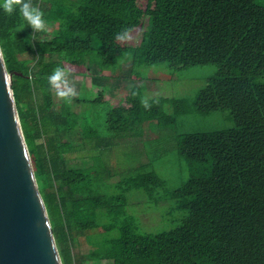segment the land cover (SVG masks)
<instances>
[{
    "label": "trees",
    "instance_id": "trees-1",
    "mask_svg": "<svg viewBox=\"0 0 264 264\" xmlns=\"http://www.w3.org/2000/svg\"><path fill=\"white\" fill-rule=\"evenodd\" d=\"M31 3L41 10L44 24L54 26L53 36L39 39L17 4L12 14L0 10V48L62 264H82L72 261L71 253L81 239L94 245L88 233L100 224L90 217L102 202L110 206L105 198L89 197L80 170L68 168L56 137L75 123H67L63 105L55 107L48 76L64 64L92 59L109 69L115 58L106 47L143 17L145 46L132 51L131 70L138 62L215 66L194 108L200 114L228 111L233 127L181 139V157L199 170L171 195L185 213L174 229L140 235L127 225L118 238L106 239V245L82 258L87 264H264V8L255 0ZM126 103L129 112L139 114L137 98L128 97ZM150 183L160 185L148 176L137 187L149 193ZM114 228L109 224L104 232Z\"/></svg>",
    "mask_w": 264,
    "mask_h": 264
},
{
    "label": "rangeland",
    "instance_id": "rangeland-1",
    "mask_svg": "<svg viewBox=\"0 0 264 264\" xmlns=\"http://www.w3.org/2000/svg\"><path fill=\"white\" fill-rule=\"evenodd\" d=\"M255 4L264 8V0ZM139 5L144 9L145 2ZM145 26L143 17L126 39L106 47V54L115 58L107 70L93 59L64 64L75 89L70 100L58 97L53 88L55 107L63 105L67 123H75L73 130L56 137L67 153L68 168L80 170L89 197L105 198L110 206L106 209L102 202L90 217L100 224L88 233L94 245L81 239L80 247L71 253L72 261L82 264H87L83 256L102 248L106 239L118 238L124 226L140 235L174 229L185 213L177 209L171 195L199 170L181 157V139L233 127L228 111L200 114L194 108L196 95L216 73L215 66L178 68L162 63L149 67L138 62L131 70L132 51L145 46ZM53 30V25L44 24L39 39H50ZM128 97L139 100L138 115L127 110ZM145 102L154 107L147 115ZM148 176L160 184L150 183L149 193L137 187ZM109 224L115 228L105 233L104 226Z\"/></svg>",
    "mask_w": 264,
    "mask_h": 264
},
{
    "label": "water",
    "instance_id": "water-1",
    "mask_svg": "<svg viewBox=\"0 0 264 264\" xmlns=\"http://www.w3.org/2000/svg\"><path fill=\"white\" fill-rule=\"evenodd\" d=\"M0 264H62L1 48Z\"/></svg>",
    "mask_w": 264,
    "mask_h": 264
},
{
    "label": "clouds",
    "instance_id": "clouds-1",
    "mask_svg": "<svg viewBox=\"0 0 264 264\" xmlns=\"http://www.w3.org/2000/svg\"><path fill=\"white\" fill-rule=\"evenodd\" d=\"M19 4V12L27 20L33 30L40 31L44 29V20L41 10L31 3V0H0V10L6 14H12L16 11V5ZM127 37V32L118 33L117 40H124ZM49 85L55 88L58 97L70 100L75 96L74 86L68 82V73L65 69L57 67L48 76ZM144 107L147 109L149 104L145 102Z\"/></svg>",
    "mask_w": 264,
    "mask_h": 264
}]
</instances>
